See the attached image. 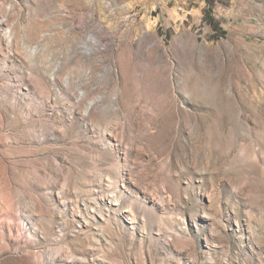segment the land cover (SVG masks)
Masks as SVG:
<instances>
[{
    "label": "rangeland",
    "instance_id": "374dc122",
    "mask_svg": "<svg viewBox=\"0 0 264 264\" xmlns=\"http://www.w3.org/2000/svg\"><path fill=\"white\" fill-rule=\"evenodd\" d=\"M0 264H264V0H0Z\"/></svg>",
    "mask_w": 264,
    "mask_h": 264
}]
</instances>
